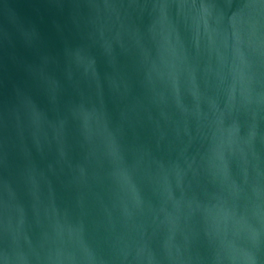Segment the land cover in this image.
Masks as SVG:
<instances>
[{
    "label": "water",
    "instance_id": "water-1",
    "mask_svg": "<svg viewBox=\"0 0 264 264\" xmlns=\"http://www.w3.org/2000/svg\"><path fill=\"white\" fill-rule=\"evenodd\" d=\"M0 264H264V0H0Z\"/></svg>",
    "mask_w": 264,
    "mask_h": 264
}]
</instances>
